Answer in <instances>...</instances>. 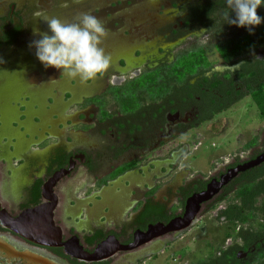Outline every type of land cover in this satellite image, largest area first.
Returning <instances> with one entry per match:
<instances>
[{"label":"flooded vegetation","instance_id":"flooded-vegetation-1","mask_svg":"<svg viewBox=\"0 0 264 264\" xmlns=\"http://www.w3.org/2000/svg\"><path fill=\"white\" fill-rule=\"evenodd\" d=\"M225 11L226 0H0L1 207L17 218L52 206L58 234L44 245L0 224V264H264V193L239 192L264 162L177 225L194 195L264 153L263 128L247 156L187 162L201 120L264 85V19L250 34ZM82 13L105 22L111 57L89 81L45 69L29 47L34 29L51 35L41 16Z\"/></svg>","mask_w":264,"mask_h":264},{"label":"clouds","instance_id":"clouds-1","mask_svg":"<svg viewBox=\"0 0 264 264\" xmlns=\"http://www.w3.org/2000/svg\"><path fill=\"white\" fill-rule=\"evenodd\" d=\"M226 4L230 12L235 13V18L225 11L223 20L231 25L246 27L250 34L254 31L253 26L260 25L264 19L257 13L264 0H226ZM41 18L47 23L51 35L34 29V35L39 34L42 38L33 40L29 47H35V55L45 69L54 67L61 70V74L82 81L102 77L108 71L111 57L101 46L108 35L104 21L90 13H82L78 22L70 23L46 15ZM116 79L113 76L110 82L115 83Z\"/></svg>","mask_w":264,"mask_h":264},{"label":"rangeland","instance_id":"rangeland-1","mask_svg":"<svg viewBox=\"0 0 264 264\" xmlns=\"http://www.w3.org/2000/svg\"><path fill=\"white\" fill-rule=\"evenodd\" d=\"M261 13H264V8L261 9ZM199 43L206 45L208 41L203 38ZM263 128L264 121L256 104L250 98H245L189 133L196 134L202 146L187 159V162L194 169L206 171L211 168L212 159L219 160L231 154L247 156L250 140L252 143L257 141Z\"/></svg>","mask_w":264,"mask_h":264},{"label":"water","instance_id":"water-1","mask_svg":"<svg viewBox=\"0 0 264 264\" xmlns=\"http://www.w3.org/2000/svg\"><path fill=\"white\" fill-rule=\"evenodd\" d=\"M264 162V153L259 154L254 159L245 162L244 164L238 165L231 169L226 175L221 176L218 182L213 181L208 185L206 191H203L197 195H194L186 206V212L181 218L180 225H187L189 219L195 209L198 208V204L204 200L210 198L222 185H224L229 179L235 176L238 172L244 171L251 167L257 166ZM42 205L35 209H30L23 212L19 217H12L4 208L1 207L0 202V224L6 229L17 233L30 241H35L44 245L50 244V230H53L52 223V206ZM47 208V209H44ZM170 229V227H168ZM55 229L52 238H58V234ZM97 254V253H95ZM95 254H92L90 259H95ZM97 256V255H96ZM96 260V259H95Z\"/></svg>","mask_w":264,"mask_h":264},{"label":"trees","instance_id":"trees-1","mask_svg":"<svg viewBox=\"0 0 264 264\" xmlns=\"http://www.w3.org/2000/svg\"><path fill=\"white\" fill-rule=\"evenodd\" d=\"M249 42H251V41H247V45H249ZM189 55L191 58H193L195 54L191 53ZM179 64L185 65V59L180 60ZM251 95H252V99H253L254 103L256 104V106L259 110V114L264 121V85H261L258 88H253ZM231 104L232 103H230L228 105L221 106L217 110L211 111L201 121L210 120L214 115H216V114L222 112L223 110H226L228 107H230ZM259 174L264 175V164H263L262 168L260 169ZM239 192L242 196L250 194V197H252V198L255 195L264 193V176L259 181L251 183V185L243 186Z\"/></svg>","mask_w":264,"mask_h":264}]
</instances>
